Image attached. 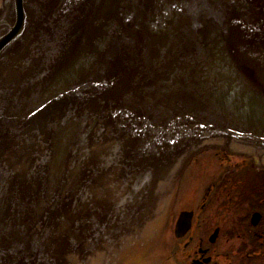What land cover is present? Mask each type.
I'll use <instances>...</instances> for the list:
<instances>
[{
	"label": "water",
	"instance_id": "obj_1",
	"mask_svg": "<svg viewBox=\"0 0 264 264\" xmlns=\"http://www.w3.org/2000/svg\"><path fill=\"white\" fill-rule=\"evenodd\" d=\"M207 150L264 170V0H0V264H174Z\"/></svg>",
	"mask_w": 264,
	"mask_h": 264
},
{
	"label": "flooded vegetation",
	"instance_id": "obj_2",
	"mask_svg": "<svg viewBox=\"0 0 264 264\" xmlns=\"http://www.w3.org/2000/svg\"><path fill=\"white\" fill-rule=\"evenodd\" d=\"M207 154H213L230 168L200 189L193 183L195 177L187 183L183 176L179 190L185 193L172 219L175 224L185 213L191 218L184 234L175 237L172 233L174 263L264 264V173L249 172L253 163L246 159L241 158L240 163L232 161L234 157L215 150L200 156ZM240 186L245 188L240 190ZM215 204L227 213L223 224L215 222V216L208 215ZM237 211L238 216L235 215Z\"/></svg>",
	"mask_w": 264,
	"mask_h": 264
},
{
	"label": "rangeland",
	"instance_id": "obj_3",
	"mask_svg": "<svg viewBox=\"0 0 264 264\" xmlns=\"http://www.w3.org/2000/svg\"><path fill=\"white\" fill-rule=\"evenodd\" d=\"M203 153H200L199 155L195 156L184 172V175H185L184 181L188 183L191 180L192 176L195 177L196 180L193 183L198 185V187L196 188H199V189L201 188L202 185L208 183L210 180L214 179L217 175L221 173H225L226 169L228 170L230 168V165L226 166V163L224 161L217 159V157H214L213 154H207L201 157L200 155ZM230 157L237 158V159L232 158V161H237L239 163L241 162V158L244 159L241 156H235V155H231ZM196 159L197 161L194 164H192ZM182 179L183 178H181V181ZM242 188H245V187L240 186V190ZM183 192H184L183 190L182 191L179 190L177 193L176 199L169 213L168 221L166 222L167 224L163 228L164 230L161 236H159L158 240L155 243L157 246L155 247L154 250H152V253H151L152 257H155V256L165 257L170 262H175L174 254H172V248L175 246V242L173 241V235H172L173 227H174L173 225L174 220L172 219V217L176 213L177 209H179V207L181 206L180 200H181V195ZM217 206L218 205L216 204L214 206H211L210 211L208 212V215H211V217L215 216L214 221L217 223L223 224L226 221L227 213L224 211L223 208H217ZM238 214H239L238 211L235 212L236 216H238ZM222 247L224 246H221V248Z\"/></svg>",
	"mask_w": 264,
	"mask_h": 264
},
{
	"label": "trees",
	"instance_id": "obj_4",
	"mask_svg": "<svg viewBox=\"0 0 264 264\" xmlns=\"http://www.w3.org/2000/svg\"><path fill=\"white\" fill-rule=\"evenodd\" d=\"M252 172H253V173H258V172H256V171H255V170H253V169H252Z\"/></svg>",
	"mask_w": 264,
	"mask_h": 264
}]
</instances>
